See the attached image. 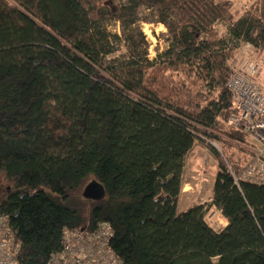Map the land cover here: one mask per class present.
Returning a JSON list of instances; mask_svg holds the SVG:
<instances>
[{"label":"trees","instance_id":"16d2710c","mask_svg":"<svg viewBox=\"0 0 264 264\" xmlns=\"http://www.w3.org/2000/svg\"><path fill=\"white\" fill-rule=\"evenodd\" d=\"M142 22L166 28L153 58ZM244 44L264 50V0L238 15L216 0H0V212L19 261L45 264L63 229L105 221L122 264H264V187L228 170L250 158L225 124ZM212 140L211 199L179 211L181 160Z\"/></svg>","mask_w":264,"mask_h":264},{"label":"built area","instance_id":"2783aa9c","mask_svg":"<svg viewBox=\"0 0 264 264\" xmlns=\"http://www.w3.org/2000/svg\"><path fill=\"white\" fill-rule=\"evenodd\" d=\"M226 86L232 94L234 112L225 124L246 135L243 146L250 155L238 172L230 166L228 170L237 187L241 182L264 187V50L255 57L249 44L242 45L230 63ZM112 234V228L105 221L99 222L92 231L65 228L61 248L52 252L45 264H122L108 243ZM19 249L20 242L0 212V264H22L18 259Z\"/></svg>","mask_w":264,"mask_h":264},{"label":"rangeland","instance_id":"374dc122","mask_svg":"<svg viewBox=\"0 0 264 264\" xmlns=\"http://www.w3.org/2000/svg\"><path fill=\"white\" fill-rule=\"evenodd\" d=\"M216 1L225 5L228 10L235 15L240 14L244 9H247L250 3L254 2V0ZM140 25L149 43V58H153L164 48L166 28L161 23L142 22ZM216 28L218 32L224 31V26L221 24L217 25ZM109 29L119 33V27L116 23L109 25ZM240 56L241 54L238 55V57ZM234 57L229 61L230 63ZM210 145L217 150L220 148L219 142L215 140L210 141V143L207 141L203 143H195L191 151H189L186 155L185 160H181V167L179 168V188L176 195L175 209H178L182 204L187 205V203L190 204L191 202H196L197 200L200 201L201 199H206L207 196L211 194L212 189L210 181L216 173L217 159L211 152ZM186 168L188 171L187 175ZM185 176H187V178H185ZM181 200L182 202H180ZM209 210L210 212L208 216L205 215L207 221L213 224L217 229L221 228L222 223L220 220H223L222 217L219 213L214 211V209L211 208Z\"/></svg>","mask_w":264,"mask_h":264},{"label":"water","instance_id":"95a60500","mask_svg":"<svg viewBox=\"0 0 264 264\" xmlns=\"http://www.w3.org/2000/svg\"><path fill=\"white\" fill-rule=\"evenodd\" d=\"M83 195L86 198H88V197L99 198L100 196L103 195V189L99 184H97L95 182H91L84 187Z\"/></svg>","mask_w":264,"mask_h":264},{"label":"crops","instance_id":"0c3cea01","mask_svg":"<svg viewBox=\"0 0 264 264\" xmlns=\"http://www.w3.org/2000/svg\"><path fill=\"white\" fill-rule=\"evenodd\" d=\"M187 173H188V171H187V168H186V175H187ZM185 178H187V176H185ZM184 178V179H185ZM212 183H213V179L210 181V184H211V189H212ZM184 184V183H183ZM198 194H200V193H198ZM211 196H212V191H211V194L209 195V196H207V198L206 199H201L200 201H196V202H191L190 204L189 203H187V205H184V204H182V205H180V207L178 208V210L179 211H181V210H185V209H187L188 207H191V206H194V205H197V204H200V203H203V202H207V201H209L210 199H211ZM180 202H182V200L180 201ZM214 211H216V210H214ZM217 212V211H216ZM222 217V216H221ZM222 219L223 220H220L221 221V223H222V227L227 223L226 222V220L222 217Z\"/></svg>","mask_w":264,"mask_h":264},{"label":"clouds","instance_id":"9594fccd","mask_svg":"<svg viewBox=\"0 0 264 264\" xmlns=\"http://www.w3.org/2000/svg\"><path fill=\"white\" fill-rule=\"evenodd\" d=\"M208 211H209V210H208ZM208 211H207V212H208ZM216 211H217V210H216ZM207 212H206V213H207ZM217 213H219V215H220V216H222V215L220 214V212H219V211H217Z\"/></svg>","mask_w":264,"mask_h":264}]
</instances>
